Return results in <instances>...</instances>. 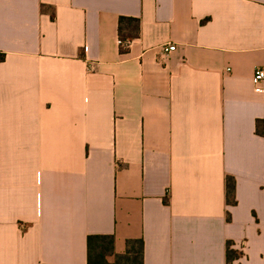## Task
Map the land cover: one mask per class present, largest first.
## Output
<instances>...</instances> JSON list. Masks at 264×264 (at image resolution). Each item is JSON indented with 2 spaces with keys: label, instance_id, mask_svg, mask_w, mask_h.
<instances>
[{
  "label": "crops",
  "instance_id": "1",
  "mask_svg": "<svg viewBox=\"0 0 264 264\" xmlns=\"http://www.w3.org/2000/svg\"><path fill=\"white\" fill-rule=\"evenodd\" d=\"M257 69L264 0H0V264H264Z\"/></svg>",
  "mask_w": 264,
  "mask_h": 264
},
{
  "label": "trees",
  "instance_id": "2",
  "mask_svg": "<svg viewBox=\"0 0 264 264\" xmlns=\"http://www.w3.org/2000/svg\"><path fill=\"white\" fill-rule=\"evenodd\" d=\"M127 27H126V26ZM140 20L135 18L122 17L119 23V35L122 40H132L127 37L125 30L134 35L139 31ZM127 50L122 49V52ZM235 182L229 178L227 181V200L229 204H235L234 200ZM114 236L95 235L88 238V264H143V243L139 242L140 249L136 250L132 246L133 241L128 242V253L125 256H114ZM243 252L234 249V243L228 242L226 249L227 264H240ZM110 258H113L110 261Z\"/></svg>",
  "mask_w": 264,
  "mask_h": 264
},
{
  "label": "built area",
  "instance_id": "3",
  "mask_svg": "<svg viewBox=\"0 0 264 264\" xmlns=\"http://www.w3.org/2000/svg\"><path fill=\"white\" fill-rule=\"evenodd\" d=\"M131 43H132L131 40H122V39L119 40V44L121 48L124 50H127L130 47ZM175 50H176L175 45H168L166 47H163V52L166 55H169ZM253 86H254V90L257 93H264V70L263 69H257L255 71L254 77H253Z\"/></svg>",
  "mask_w": 264,
  "mask_h": 264
}]
</instances>
